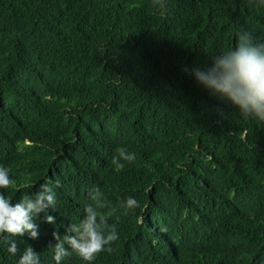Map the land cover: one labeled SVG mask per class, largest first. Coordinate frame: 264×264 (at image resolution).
Listing matches in <instances>:
<instances>
[{
	"label": "trees",
	"instance_id": "obj_1",
	"mask_svg": "<svg viewBox=\"0 0 264 264\" xmlns=\"http://www.w3.org/2000/svg\"><path fill=\"white\" fill-rule=\"evenodd\" d=\"M241 31L264 43V6L0 0V166L15 181L0 192L56 193L55 224L40 214L39 238L16 237L15 255L0 239V264L28 246L55 264L52 232L70 234L97 203L119 239L91 264H264V123L192 74ZM120 147L136 159L117 171ZM128 197L139 207H122Z\"/></svg>",
	"mask_w": 264,
	"mask_h": 264
},
{
	"label": "clouds",
	"instance_id": "obj_2",
	"mask_svg": "<svg viewBox=\"0 0 264 264\" xmlns=\"http://www.w3.org/2000/svg\"><path fill=\"white\" fill-rule=\"evenodd\" d=\"M245 3L264 6V0H245ZM192 74L199 85L228 100L242 116L264 123V43L256 42L251 32H239L234 47L215 55L209 67L193 69ZM117 153L111 161L117 171L135 162V152L130 153L120 147ZM14 183L9 170L0 166V189H7ZM56 187H59V182ZM100 195L99 189L94 188L89 191L88 199L98 200ZM55 205L56 193L50 182L40 184L34 197L24 196L16 203L0 192V239L8 244L10 254L15 255L18 251L16 237L27 235L33 240L39 238L37 218L40 214H44L41 217L44 223L55 224V217L46 214ZM106 206L87 204L83 219L78 224L67 226L66 232L70 234L62 237L58 232H52L55 240L52 259L55 264H62L66 257L73 254L91 264L101 252L112 251L110 245L119 239V234L116 226L108 223L111 211H98ZM122 207L133 210L139 207V203L134 197H128ZM18 264H40L39 255L28 246L20 255Z\"/></svg>",
	"mask_w": 264,
	"mask_h": 264
}]
</instances>
